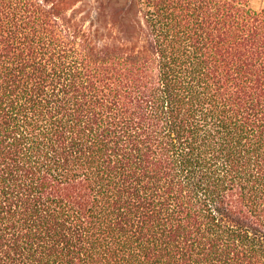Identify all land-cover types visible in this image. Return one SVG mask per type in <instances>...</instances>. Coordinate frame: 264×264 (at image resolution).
<instances>
[{"label":"trees","instance_id":"16d2710c","mask_svg":"<svg viewBox=\"0 0 264 264\" xmlns=\"http://www.w3.org/2000/svg\"><path fill=\"white\" fill-rule=\"evenodd\" d=\"M0 0V264H264V8Z\"/></svg>","mask_w":264,"mask_h":264},{"label":"rangeland","instance_id":"374dc122","mask_svg":"<svg viewBox=\"0 0 264 264\" xmlns=\"http://www.w3.org/2000/svg\"><path fill=\"white\" fill-rule=\"evenodd\" d=\"M99 1L100 0H82L78 4H99ZM251 4L257 9L264 8V0H251Z\"/></svg>","mask_w":264,"mask_h":264}]
</instances>
